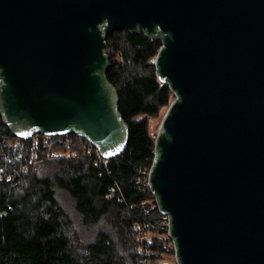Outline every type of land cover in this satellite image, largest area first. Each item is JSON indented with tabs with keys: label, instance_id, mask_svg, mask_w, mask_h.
I'll list each match as a JSON object with an SVG mask.
<instances>
[{
	"label": "water",
	"instance_id": "95a60500",
	"mask_svg": "<svg viewBox=\"0 0 264 264\" xmlns=\"http://www.w3.org/2000/svg\"><path fill=\"white\" fill-rule=\"evenodd\" d=\"M159 42L173 94L148 187L176 264H264V0H0V115L19 139L74 134L103 159L128 142L105 37Z\"/></svg>",
	"mask_w": 264,
	"mask_h": 264
},
{
	"label": "trees",
	"instance_id": "16d2710c",
	"mask_svg": "<svg viewBox=\"0 0 264 264\" xmlns=\"http://www.w3.org/2000/svg\"><path fill=\"white\" fill-rule=\"evenodd\" d=\"M159 47L142 32L105 37V78L128 125L113 158L72 133L19 139L0 115V264L168 263L145 182L155 151L148 119L173 99L152 64Z\"/></svg>",
	"mask_w": 264,
	"mask_h": 264
},
{
	"label": "built area",
	"instance_id": "2783aa9c",
	"mask_svg": "<svg viewBox=\"0 0 264 264\" xmlns=\"http://www.w3.org/2000/svg\"><path fill=\"white\" fill-rule=\"evenodd\" d=\"M148 172H149V170H148ZM148 172H147L146 179H145L147 187H148ZM156 224H157V226H159L164 231L163 243H164V251L165 252L161 253L160 256H163V257L172 256V257H174V260H175V246H174L173 240L169 237V218H168V216L160 214V218Z\"/></svg>",
	"mask_w": 264,
	"mask_h": 264
},
{
	"label": "rangeland",
	"instance_id": "374dc122",
	"mask_svg": "<svg viewBox=\"0 0 264 264\" xmlns=\"http://www.w3.org/2000/svg\"><path fill=\"white\" fill-rule=\"evenodd\" d=\"M173 96V94H172ZM174 97V96H173ZM166 110H162L160 113H159V116L155 117V118H150L148 119V125H147V128H148V132L149 134L153 137L156 132H157V128L160 124V120L161 118L163 117L164 113H165ZM60 196L62 197V199L66 200V197L63 195V194H60ZM68 203V202H67ZM166 261L168 262V264H176L175 263V260H174V257L172 256H166L165 257Z\"/></svg>",
	"mask_w": 264,
	"mask_h": 264
},
{
	"label": "crops",
	"instance_id": "0c3cea01",
	"mask_svg": "<svg viewBox=\"0 0 264 264\" xmlns=\"http://www.w3.org/2000/svg\"><path fill=\"white\" fill-rule=\"evenodd\" d=\"M176 263V262H175ZM168 264V263H167Z\"/></svg>",
	"mask_w": 264,
	"mask_h": 264
}]
</instances>
